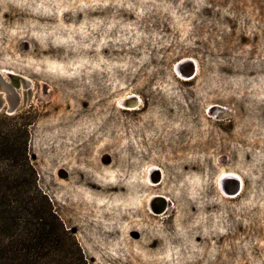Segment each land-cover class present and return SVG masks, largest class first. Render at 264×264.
Returning a JSON list of instances; mask_svg holds the SVG:
<instances>
[{
  "label": "rangeland",
  "instance_id": "obj_1",
  "mask_svg": "<svg viewBox=\"0 0 264 264\" xmlns=\"http://www.w3.org/2000/svg\"><path fill=\"white\" fill-rule=\"evenodd\" d=\"M0 69L84 264H264V0H0Z\"/></svg>",
  "mask_w": 264,
  "mask_h": 264
},
{
  "label": "trees",
  "instance_id": "obj_2",
  "mask_svg": "<svg viewBox=\"0 0 264 264\" xmlns=\"http://www.w3.org/2000/svg\"><path fill=\"white\" fill-rule=\"evenodd\" d=\"M29 110L0 112V264H84L36 185L26 154Z\"/></svg>",
  "mask_w": 264,
  "mask_h": 264
},
{
  "label": "water",
  "instance_id": "obj_3",
  "mask_svg": "<svg viewBox=\"0 0 264 264\" xmlns=\"http://www.w3.org/2000/svg\"><path fill=\"white\" fill-rule=\"evenodd\" d=\"M190 74L188 73V76ZM31 89L30 79L12 72L0 69V110L7 115L14 114L20 107L21 104H24L26 99L29 96ZM20 93L22 95L20 99ZM133 100V99H132ZM120 103H123L120 100ZM124 104H134V101L125 100ZM234 182V188L232 192L238 190V179L232 177L230 183ZM238 185V186H237Z\"/></svg>",
  "mask_w": 264,
  "mask_h": 264
},
{
  "label": "flooded vegetation",
  "instance_id": "obj_4",
  "mask_svg": "<svg viewBox=\"0 0 264 264\" xmlns=\"http://www.w3.org/2000/svg\"><path fill=\"white\" fill-rule=\"evenodd\" d=\"M231 184V183H230ZM231 186V185H230ZM239 189V188H238ZM233 190V189H232ZM232 190L231 189H229V188H227V190H226V192L228 193V194H233L234 192H232ZM238 192V190L235 192V193H237Z\"/></svg>",
  "mask_w": 264,
  "mask_h": 264
},
{
  "label": "bare ground",
  "instance_id": "obj_5",
  "mask_svg": "<svg viewBox=\"0 0 264 264\" xmlns=\"http://www.w3.org/2000/svg\"><path fill=\"white\" fill-rule=\"evenodd\" d=\"M230 185H231V186H230ZM230 185H229L228 188L232 190V189L234 188V182H232ZM237 186H238V185H237Z\"/></svg>",
  "mask_w": 264,
  "mask_h": 264
}]
</instances>
